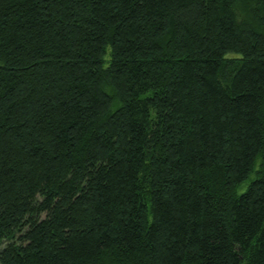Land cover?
I'll return each instance as SVG.
<instances>
[{
  "label": "trees",
  "instance_id": "16d2710c",
  "mask_svg": "<svg viewBox=\"0 0 264 264\" xmlns=\"http://www.w3.org/2000/svg\"><path fill=\"white\" fill-rule=\"evenodd\" d=\"M0 264H264V0H0Z\"/></svg>",
  "mask_w": 264,
  "mask_h": 264
}]
</instances>
